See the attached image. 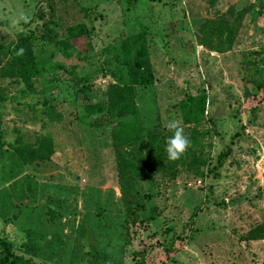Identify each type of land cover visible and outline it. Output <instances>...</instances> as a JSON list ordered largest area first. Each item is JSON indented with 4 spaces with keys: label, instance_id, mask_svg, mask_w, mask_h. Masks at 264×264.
<instances>
[{
    "label": "rangeland",
    "instance_id": "rangeland-1",
    "mask_svg": "<svg viewBox=\"0 0 264 264\" xmlns=\"http://www.w3.org/2000/svg\"><path fill=\"white\" fill-rule=\"evenodd\" d=\"M79 24L87 36L60 45ZM24 37L40 71L32 89L15 63ZM139 42L143 144L115 148L119 120L84 118L83 106H105L109 85L133 83L126 71ZM258 83L264 0H0V242L33 264H134L135 251L187 231L178 252L155 250L145 264H264V105L247 97ZM198 94L204 119L185 123L179 103ZM171 120L190 140L176 161L165 150ZM42 140L47 155L20 160L22 146ZM131 151L140 178L119 171ZM144 214L153 224L139 222Z\"/></svg>",
    "mask_w": 264,
    "mask_h": 264
},
{
    "label": "trees",
    "instance_id": "trees-1",
    "mask_svg": "<svg viewBox=\"0 0 264 264\" xmlns=\"http://www.w3.org/2000/svg\"><path fill=\"white\" fill-rule=\"evenodd\" d=\"M130 1V0H129ZM135 0H132V3ZM239 10H236L238 12ZM236 12L233 14V18H236ZM211 22H208L203 28L210 25ZM220 27V26H219ZM139 38L145 34V28L143 26H139ZM89 28L85 24H79L72 26L68 29L67 32V40L69 42H61L60 45L63 47L70 45V40L87 36ZM214 33V30H211ZM198 33V31H197ZM220 34V30L217 32ZM214 33V34H215ZM218 42L215 45H219L220 38L217 39ZM21 49L23 52L21 54ZM135 57L133 58V67L127 68L126 75L132 79L133 83L126 84L125 82L121 85L113 84L109 85L106 92V105L102 106L100 104H85L83 106V117L87 118L92 115L106 113L112 119H118L119 123L117 128L112 131L113 135V146L115 148L123 147V146H131L134 144H143L142 136H141V121L137 106L134 102V85L135 83L141 84V78L147 80V75L145 73L144 67L147 64L146 59V47L143 43H138L135 45ZM14 51L16 54L15 63L18 65V75L21 80L24 82L25 86L28 89H32L30 79L33 76H38L40 71L38 70V64L36 59L33 57L31 45L27 38H23L20 42L16 43L14 47ZM118 73V72H116ZM110 75L115 74L109 73ZM119 74V73H118ZM108 75V74H107ZM247 97L251 98L252 103L254 104L253 109L259 106L264 105V85L262 83H258L256 85L248 86ZM0 101H4L3 97L0 95ZM206 99L204 94H198L196 96H187L182 99L179 103L181 114L184 117L185 123H194L195 125L199 124L204 119V110H205ZM252 104V105H253ZM50 107V106H49ZM54 114V110L49 108ZM125 118H129V120H125ZM0 139H1V131H0ZM48 140H42L39 143L36 142V146H22L20 150V160L24 163H28L32 159L43 158L47 155V151L51 150V147L48 146ZM0 145H3L0 143ZM138 155V154H137ZM157 153L154 152V156ZM141 160L142 154L138 156ZM225 158V154L221 153L219 156L218 164L221 166L222 161ZM155 159V158H154ZM151 156H147V160L150 164L155 165L156 161ZM156 159L162 160V154L158 153ZM136 161L135 163H132ZM162 162V161H159ZM137 165V166H136ZM158 168H162V163L157 164ZM120 173L123 178H140L143 175V170L139 165L137 156L131 151L128 153V160H120L119 164ZM169 169L170 178L175 177L176 175V166L169 165L167 168ZM197 216V212H193L190 218V223ZM156 215H142L139 219V222L143 224L151 225L156 220ZM132 223H134L132 221ZM130 223L126 225V229L130 232L133 224ZM145 229V228H144ZM166 234L171 232V229L168 228L165 230ZM253 234V233H249ZM253 237V236H251ZM187 238V231H182L177 236L166 239L164 242H156L153 245H150L140 251H135L133 254L134 264H145L146 259L155 251V250H163L164 255L166 257H170L173 253L178 252L183 244L185 243ZM0 246L2 247L4 253L0 258V264H33L27 259H24L20 256H16L12 254L10 243L1 241ZM163 263V262H162Z\"/></svg>",
    "mask_w": 264,
    "mask_h": 264
},
{
    "label": "clouds",
    "instance_id": "clouds-1",
    "mask_svg": "<svg viewBox=\"0 0 264 264\" xmlns=\"http://www.w3.org/2000/svg\"><path fill=\"white\" fill-rule=\"evenodd\" d=\"M23 49H21V54ZM166 129L172 133L171 136L166 139V153L168 160L176 161L187 151L190 146V140L184 134V129L181 126L180 121L171 120L166 123Z\"/></svg>",
    "mask_w": 264,
    "mask_h": 264
}]
</instances>
